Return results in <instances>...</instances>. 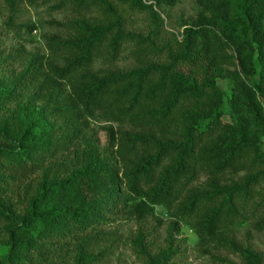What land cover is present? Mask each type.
I'll return each instance as SVG.
<instances>
[{"label":"trees","instance_id":"trees-1","mask_svg":"<svg viewBox=\"0 0 264 264\" xmlns=\"http://www.w3.org/2000/svg\"><path fill=\"white\" fill-rule=\"evenodd\" d=\"M3 1L6 27H20L23 0ZM117 2L150 12L158 37L164 20L154 7L180 0ZM65 3L100 16L64 24L66 36L46 39L49 55H0V264H60L73 245L75 264H91L107 225L156 219L157 207L172 218L169 243L152 255L139 235L146 264H171L183 226L203 247L264 264L234 235L249 221L264 230V0H195V18L164 46V61L148 58L163 48H141L148 40L125 32L116 4ZM132 41L139 66L111 69ZM21 57L20 71L5 67ZM97 120L110 123L104 150L89 136Z\"/></svg>","mask_w":264,"mask_h":264},{"label":"rangeland","instance_id":"rangeland-1","mask_svg":"<svg viewBox=\"0 0 264 264\" xmlns=\"http://www.w3.org/2000/svg\"><path fill=\"white\" fill-rule=\"evenodd\" d=\"M116 4L121 12L126 33L140 36L148 40L141 48L153 44L155 48L162 49L163 52L149 55L148 58L155 61H164L166 59V45L175 46V38L181 40V33L184 26L191 22L197 11L195 0H180L173 8L154 9L160 13L164 24L160 34L156 37V22L147 10H132L126 5H121L117 0H109ZM145 4H154V0H144ZM20 13L17 14L16 23L18 28L10 30L6 27L5 21L8 16V6L3 0H0V55L3 58L14 57L15 51L25 47L28 53H39L49 55L46 39L49 36L58 34L66 36L64 24L69 21L79 19L82 15L89 18L100 16L99 10L93 8L88 11L84 8H78L73 3L60 5V0H23L19 3ZM34 25L36 30L28 33L21 25ZM138 41L129 42L121 53L111 69L117 68L122 71H130L139 66L136 57L131 53ZM174 48V47H173ZM153 47L146 49L143 55H148ZM154 54V53H153ZM108 65L98 62V68H105ZM10 70L20 71L22 69V57L20 60L9 61L5 65ZM219 85L227 92H231V83L228 80H219ZM110 123L103 120L92 122L89 136H92L101 150H104L108 143L107 133L104 130ZM117 128V124H112ZM37 175L25 181V185L35 184ZM24 185V184H23ZM24 187V186H23ZM9 196V193H7ZM16 203V199L13 200ZM18 204V203H16ZM15 208H18L16 206ZM156 219L148 218L142 221L135 219H117L115 222L105 227L107 237L98 241L91 248V254L97 257V260L91 264H146V256L135 251L134 242L139 235L144 236L145 246L152 254L166 249L169 239L168 231L172 218L168 216L167 210L163 207L156 208ZM253 222L235 227L234 235L238 243L251 247L259 253L264 259V230L258 231L253 228ZM173 248L176 250L171 264H242L240 258L225 249H216L213 245L203 247L194 232L188 227L183 226L180 233L174 236ZM6 238L0 233V257L6 252ZM76 251L74 245L69 248V256H64L60 264H75Z\"/></svg>","mask_w":264,"mask_h":264}]
</instances>
